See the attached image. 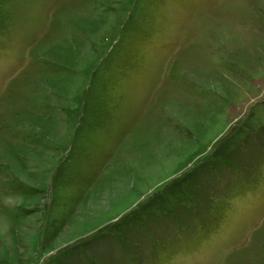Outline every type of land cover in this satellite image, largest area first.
Listing matches in <instances>:
<instances>
[{"label":"rangeland","instance_id":"374dc122","mask_svg":"<svg viewBox=\"0 0 264 264\" xmlns=\"http://www.w3.org/2000/svg\"><path fill=\"white\" fill-rule=\"evenodd\" d=\"M0 264H264V0H0Z\"/></svg>","mask_w":264,"mask_h":264},{"label":"bare ground","instance_id":"6f19581e","mask_svg":"<svg viewBox=\"0 0 264 264\" xmlns=\"http://www.w3.org/2000/svg\"><path fill=\"white\" fill-rule=\"evenodd\" d=\"M2 97V96H1Z\"/></svg>","mask_w":264,"mask_h":264}]
</instances>
